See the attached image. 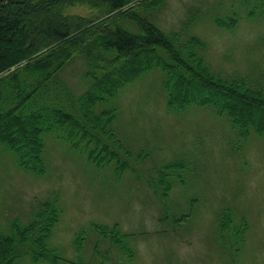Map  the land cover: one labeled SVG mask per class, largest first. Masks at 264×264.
Listing matches in <instances>:
<instances>
[{"label": "rangeland", "instance_id": "rangeland-1", "mask_svg": "<svg viewBox=\"0 0 264 264\" xmlns=\"http://www.w3.org/2000/svg\"><path fill=\"white\" fill-rule=\"evenodd\" d=\"M70 13L94 12L76 6ZM147 15L166 34L182 31L184 37L204 40L215 73L264 86L261 2L245 6L242 0H166ZM235 19L232 29L217 26V20ZM123 26L138 31L130 22ZM83 68L77 59L66 70L76 95L86 88ZM163 79L161 69H154L116 99L120 138L134 157L146 158H133V171L122 176H116L114 164L103 169L90 164L57 134L44 136L47 172L42 176L19 169L12 152L0 146V231L8 233L13 219L29 222L39 202L58 197L62 215L51 244L58 249L60 264H77L82 256L86 264H124L125 256L89 229L93 222L118 224L132 235L135 258L129 264H264V141L257 136L241 141L228 117L217 116L209 106L170 111ZM183 159L190 162V173L161 205L148 181L155 169ZM186 214L191 217L172 224ZM161 215L164 221H159ZM231 221L233 227L247 223L242 238L231 240L221 227ZM84 228L88 240L79 255L74 240ZM105 252L110 256L103 262L100 253ZM20 264L32 263L27 258Z\"/></svg>", "mask_w": 264, "mask_h": 264}, {"label": "trees", "instance_id": "trees-1", "mask_svg": "<svg viewBox=\"0 0 264 264\" xmlns=\"http://www.w3.org/2000/svg\"><path fill=\"white\" fill-rule=\"evenodd\" d=\"M242 1L245 6L252 1L264 5V0ZM165 3L0 0V146L12 152L19 169L44 175V136L57 134L99 169L114 164L116 176L133 171V158L138 162L146 158L134 157L120 138L115 126L116 99L154 69L164 73L163 89L170 111L209 106L217 116L228 117L241 141L255 136L264 141V86L215 73L206 57L207 43L200 37L159 30L147 13L160 10ZM76 6L94 13H70ZM124 22L132 23L138 31L125 28ZM237 23L238 19L233 23L217 20L220 28L232 29ZM77 59L84 66L82 80L86 83L79 95L66 77L67 68ZM189 167L190 162L183 159L154 170L148 187L157 201L162 200L161 205L174 186L183 183ZM61 215L60 200L55 197L39 202L29 222L13 219L8 233L0 231V264H20L27 258L32 264H60L62 259L51 240ZM190 217L183 215L172 224ZM159 221H164L162 215ZM232 225L233 221L230 226L221 225L230 232L231 240L242 238L248 230L245 221L238 227ZM89 229L100 242L123 254L124 264L134 260L132 235L122 232L118 224L93 222ZM87 240V230L81 229L74 240L77 254H83ZM104 254L100 253L103 262L110 256ZM77 264H86L83 256Z\"/></svg>", "mask_w": 264, "mask_h": 264}]
</instances>
